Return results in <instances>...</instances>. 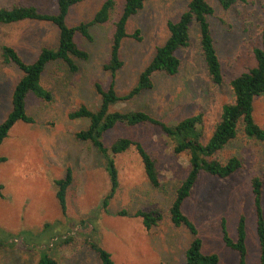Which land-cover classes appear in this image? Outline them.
I'll return each instance as SVG.
<instances>
[{
    "label": "rangeland",
    "instance_id": "rangeland-1",
    "mask_svg": "<svg viewBox=\"0 0 264 264\" xmlns=\"http://www.w3.org/2000/svg\"><path fill=\"white\" fill-rule=\"evenodd\" d=\"M106 0H84L70 8L65 23L75 27L90 22ZM107 24L89 28L90 40L75 36L77 45L88 53L85 61L74 60L76 73L63 62L48 64L41 77L42 87L52 100L45 103L32 94L26 98V112L32 123L17 122L0 145V264H37L45 256L58 264H100L90 249L94 244L110 256L114 264H186L185 253L193 236L184 227H174L168 209L175 192L190 170L188 155L175 154L173 143L158 128L141 125L117 126L107 132L103 143L109 147L117 139L128 138L142 144L156 162L160 187L153 188L134 148L114 158L118 187L107 206L110 182L105 160L89 143L75 134L87 127L68 114L79 105L94 110L100 96L95 84L110 86V74L103 70L109 56L110 36L117 20L119 1ZM189 0H146L143 8L127 22L126 32H139L140 40L127 38L120 49L123 67L116 73L114 88L124 97L138 83L141 72L167 37L169 22L175 23L187 9ZM214 13L209 18L224 81L213 85L206 73L199 46L198 27L189 31V45L177 52L179 73L175 77L156 74L153 87L130 100H120L110 110L121 113L142 111L168 125L202 115V143H206L222 106L232 102L229 83L254 66L251 50L260 43L264 30V0H248L230 11H222L207 0ZM30 5L40 12L56 13L55 0H0V8ZM58 29L49 22L26 20L0 25V48L12 47L21 59L34 62L42 48H55ZM22 77L0 51V124L11 110L13 89ZM254 119L264 129V95L255 100ZM241 161V168L221 180L200 173L184 214L194 223L204 255L214 254L219 264H238V255L222 240V223L235 239L238 219L246 224V262L258 264L255 212L251 179L262 182L264 217V141L247 138L239 126L236 138L214 158ZM71 170L72 182L66 191V211L56 199V181ZM157 209L162 220L146 231L139 210Z\"/></svg>",
    "mask_w": 264,
    "mask_h": 264
},
{
    "label": "trees",
    "instance_id": "trees-1",
    "mask_svg": "<svg viewBox=\"0 0 264 264\" xmlns=\"http://www.w3.org/2000/svg\"><path fill=\"white\" fill-rule=\"evenodd\" d=\"M84 0H55L56 13L48 14L40 12L30 5H14L11 8H0V25L34 20L49 22L59 32L58 43L55 48H42L38 58L26 64L19 56L17 50L12 47L2 46L1 57L4 62L14 64L22 73V77L15 85L11 96V110L5 120L0 124V145L7 138L8 132L17 122L32 123L33 120L26 112V98L32 94L37 99L49 103L52 96L41 85L42 74L48 64L63 62L70 73H76L78 66L74 60L85 61L88 53L81 49L75 36L80 35L90 40L89 28L95 25L107 24L111 14L116 10V0H106L88 23H80L75 27H68L65 18L73 6ZM119 12L117 20L113 23L112 34L109 38V56L103 65V70L110 74V86L103 89L95 84V89L101 98L99 106L92 110L85 105H79L68 114V118L74 121H86L87 127L75 134L77 140L91 144L105 160V170L110 182L109 194L102 200V208L114 195L118 187L117 169L114 158L123 154L130 148H134L141 159L145 176L149 184L158 189L161 185L156 162L146 152L139 142H133L128 138L117 139L109 147L103 143L104 135L116 128L125 126L129 128L150 125L158 128L173 143L175 154L186 153L190 164V170L175 192L174 200L168 209V217L174 227L184 226L193 236V240L186 250V264H219V259L214 254L204 255L201 252L202 242L198 237V231L194 223L184 214L183 206L190 197L200 173L225 180L234 175L241 168V161L237 157H231L226 162H220L214 156L226 145L232 142L239 126L244 136L258 141H264V129L255 121V100L264 95V30L260 34V43L251 50L254 66L242 72L229 83L232 94V102L222 106L219 121L216 123L206 143H202V115L185 118L174 125H168L149 114L136 111L121 113L111 111V105L120 100H130L145 90L153 87L152 78L156 74H164L167 77H175L179 73L180 60L177 52L189 45V31L191 26L198 28L199 46L206 73L213 85L220 86L223 81L221 61L215 46L209 18L214 9L207 0H189L187 9L175 23L167 24L168 37L165 43L158 47L154 57L141 72L137 85L127 95L119 97L114 88L116 73L123 67L120 49L127 38L140 40L139 32L133 35L126 32L127 22L130 17L140 11L146 0H118ZM222 11L245 5L248 0H214ZM0 162L4 159L0 158ZM72 182V173L67 169L62 180L56 181V199L62 212L66 211V191ZM251 192L255 212V234L258 243V264H264V217L262 209V182L259 178L251 179ZM142 219L146 231L157 226L162 220V214L157 209L139 210L135 214ZM222 240L224 245L238 255V264L246 262V224L241 216L236 225L235 239H231L222 223ZM90 249L99 258L100 264H114L111 256L100 247L89 244ZM37 264H58L51 257H42Z\"/></svg>",
    "mask_w": 264,
    "mask_h": 264
}]
</instances>
